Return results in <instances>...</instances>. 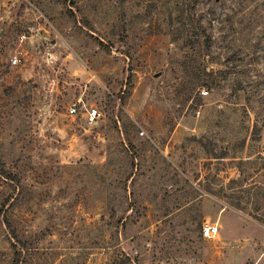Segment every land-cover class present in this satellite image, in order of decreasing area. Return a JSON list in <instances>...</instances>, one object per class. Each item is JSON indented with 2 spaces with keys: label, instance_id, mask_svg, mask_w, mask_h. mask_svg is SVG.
Masks as SVG:
<instances>
[{
  "label": "rangeland",
  "instance_id": "1",
  "mask_svg": "<svg viewBox=\"0 0 264 264\" xmlns=\"http://www.w3.org/2000/svg\"><path fill=\"white\" fill-rule=\"evenodd\" d=\"M253 184L264 0H0V264H264Z\"/></svg>",
  "mask_w": 264,
  "mask_h": 264
},
{
  "label": "built area",
  "instance_id": "2",
  "mask_svg": "<svg viewBox=\"0 0 264 264\" xmlns=\"http://www.w3.org/2000/svg\"><path fill=\"white\" fill-rule=\"evenodd\" d=\"M17 60L13 59L12 60V64H16ZM201 95H207V91L206 90H202L200 92ZM70 114H75L77 112V105H73L70 109H69ZM88 122L90 124L94 123L95 120L100 117V113L95 110V109H91L88 111ZM217 234V228L213 225H209L206 224L203 228H202V235L205 238H213L215 235Z\"/></svg>",
  "mask_w": 264,
  "mask_h": 264
},
{
  "label": "trees",
  "instance_id": "3",
  "mask_svg": "<svg viewBox=\"0 0 264 264\" xmlns=\"http://www.w3.org/2000/svg\"><path fill=\"white\" fill-rule=\"evenodd\" d=\"M232 183H234V181H232ZM254 190H257V192L260 193L261 191L264 190V186H259V185L253 184L252 186H249L248 188H243L242 187V190L240 189L238 191V194H232L231 196H229V198H231V199L235 198V200H239L241 198H244L245 196L249 197L250 192L254 191ZM232 208L237 210V211H240V212L244 211L243 206H241V204L239 202H237L235 205H233ZM255 211L258 212L259 209L256 208ZM248 216H250V218L252 220H254L255 222H257V223H259L261 225H264L263 224L264 222L257 215L248 214Z\"/></svg>",
  "mask_w": 264,
  "mask_h": 264
}]
</instances>
